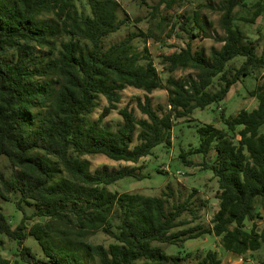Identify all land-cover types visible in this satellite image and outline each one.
I'll return each mask as SVG.
<instances>
[{
	"label": "trees",
	"instance_id": "obj_1",
	"mask_svg": "<svg viewBox=\"0 0 264 264\" xmlns=\"http://www.w3.org/2000/svg\"><path fill=\"white\" fill-rule=\"evenodd\" d=\"M246 1H225V35L217 39L223 44L212 47L210 55L193 47L198 36L194 32L185 47L163 55L169 74L163 81L148 47L136 48L135 39L145 37L143 32L130 31L105 44L107 36L130 20L119 16L116 0H87L89 13L79 9L76 0H0V159L6 158L14 170L9 178L1 174L0 197L16 196L23 212L14 228L0 208V234L21 246V259L14 263L0 248V264H87L85 254L95 256L99 264H179L180 256H169L156 244L181 246L204 235L220 238L223 249L239 257L261 250L264 226L259 228L255 208L261 200L264 209V81L251 91L257 97L256 109L231 117L222 111L226 129L212 124L197 129L200 143L189 153L202 158L195 166L212 170L219 184L220 207L210 226H190L200 218L194 193L175 201L170 185L161 196L112 192L109 187L120 180L146 176L130 166L92 172L83 158L104 155L137 164L156 147L172 146L175 121L220 104L243 77L263 72L264 53L258 54L256 41L234 24L235 7ZM253 6L250 22L264 16V0ZM47 12L54 13L58 23L41 20ZM199 18L196 23L203 30ZM58 29L67 38L55 49L51 36ZM236 60H242L239 66L233 64ZM178 69L195 74L176 78ZM128 86L147 92L137 100L146 119L138 120L129 106L120 107ZM156 89L168 91L169 110L154 108L149 93ZM101 96L107 105L92 121ZM113 112L122 122L109 131L102 123ZM237 133L240 140L234 137ZM136 139L139 143L133 146ZM181 159L194 165L184 152ZM247 220L253 221L249 231ZM55 224L66 227L58 230L62 238L74 235L75 242L59 245ZM98 232L115 242L108 247L84 242ZM28 237L38 242L47 260L25 246ZM200 264L222 261L217 252L209 251Z\"/></svg>",
	"mask_w": 264,
	"mask_h": 264
},
{
	"label": "rangeland",
	"instance_id": "obj_2",
	"mask_svg": "<svg viewBox=\"0 0 264 264\" xmlns=\"http://www.w3.org/2000/svg\"><path fill=\"white\" fill-rule=\"evenodd\" d=\"M116 1L120 4L119 16L122 18L128 15L130 20L119 31L107 36L105 44L110 45L124 38L130 31L143 32L145 37L135 39L136 48L138 51H143L145 45L148 47V54L155 63L163 81L169 75L162 64L163 55L179 51L185 47L191 41L190 32L198 35L192 40L193 47L201 48L206 55H210L212 47L219 48L223 44L217 39L225 35L222 17L224 14L223 4L226 0H166L157 9H155V6L158 5L160 0ZM256 1L258 0H247L245 5L235 7L234 24L239 26L250 39L256 41L258 54H262L264 53V16L256 17L254 22L247 20L254 16L255 8L253 4ZM76 3L79 9H85L87 13L90 12L87 0H76ZM197 15L200 17V23L204 26L203 30L196 23ZM56 18V15L51 12L44 13L41 16V20H48L53 25L58 23ZM66 38L65 33L58 29L51 36L55 49H58L60 42ZM42 53L46 54L47 48L42 50ZM241 61L236 60L233 64L239 66ZM173 74L176 78L182 79L189 74H195V72L192 69H178ZM263 75L264 71L243 77V81L234 84L225 100L220 104L211 105L205 110H196L189 120L175 121L172 146L169 148L164 145L156 147L152 156L141 159L137 164L113 161L104 155H90L83 158L91 163L92 172L104 167L113 170L130 166L135 168L137 173H143L146 176L142 180L134 178L120 180L109 187L112 192H134L145 196H161L162 192L167 191L166 188L170 185L172 191L175 192V201L178 199L185 201L190 194L194 193L193 202L196 203L194 207L198 209L200 218L195 222L192 221L190 226H210L220 207L218 199L219 184L212 170H202L201 167L195 166L196 163L202 161V158L197 155H190L189 151L199 146L198 127L212 124L216 128L226 129L222 119V111H224L225 117H231L238 115L241 110L252 111L257 108V97L252 95L251 91L255 89L257 84L264 81ZM146 94L147 92L143 89L128 86L122 91L123 98L120 107L129 106L134 110L138 120L146 119L147 117L137 108L138 97L144 98ZM149 95L152 97L155 109L159 110L158 107L161 106L169 110L167 106L168 91L166 89H156ZM106 105L107 101L101 96L98 109L91 115L92 121L98 120L102 109ZM121 122L122 118L118 112H113L103 121L102 127L109 131H116ZM138 132L139 128L137 135ZM262 133H264V127ZM234 137L236 140H240L238 133ZM138 143L139 141L136 139L133 146ZM183 152L188 161L194 162L193 166H188L181 159ZM13 171L8 160L1 158L0 176L2 174L5 178H9ZM1 189L0 183V191ZM9 198V200H5L0 197V208L15 228L22 220L23 212L16 206V196L10 195ZM255 212L260 215L256 217V222L259 228L262 229L264 226V209L261 200H258ZM27 213L31 214L32 210L27 209ZM184 218L192 219L189 215H185ZM34 222H41V219H35ZM113 222L114 225L117 224V220H113ZM252 225L253 221L247 220L246 230H251ZM55 229L57 233L55 238L59 245L65 246L75 242L74 235L67 239L62 238L59 231L66 229L64 225L55 224ZM84 242L108 247L115 242V239L103 232H98L87 236ZM156 245L160 246L169 256H180L179 264H200L209 251L217 252L222 264H261L264 261V245L257 252H249L243 257H239L225 251L221 245V239L213 235H204L189 240L181 246ZM25 246L29 247L38 259L47 260L41 246L33 237L27 238ZM0 248L3 257L9 259L12 263L21 259V246L16 241H12L1 234ZM85 258L87 264H99L95 256L85 254Z\"/></svg>",
	"mask_w": 264,
	"mask_h": 264
},
{
	"label": "water",
	"instance_id": "obj_3",
	"mask_svg": "<svg viewBox=\"0 0 264 264\" xmlns=\"http://www.w3.org/2000/svg\"><path fill=\"white\" fill-rule=\"evenodd\" d=\"M38 264H54V263H38Z\"/></svg>",
	"mask_w": 264,
	"mask_h": 264
}]
</instances>
